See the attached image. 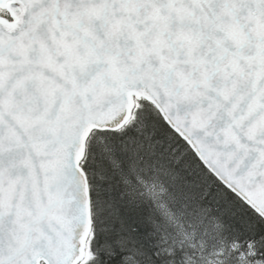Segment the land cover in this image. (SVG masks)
<instances>
[{"label":"snow or ice","instance_id":"snow-or-ice-1","mask_svg":"<svg viewBox=\"0 0 264 264\" xmlns=\"http://www.w3.org/2000/svg\"><path fill=\"white\" fill-rule=\"evenodd\" d=\"M0 264H264V0H0Z\"/></svg>","mask_w":264,"mask_h":264}]
</instances>
